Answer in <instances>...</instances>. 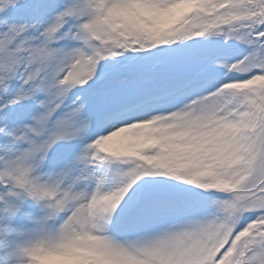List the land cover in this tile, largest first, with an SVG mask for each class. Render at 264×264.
<instances>
[{
  "label": "snow or ice",
  "instance_id": "1",
  "mask_svg": "<svg viewBox=\"0 0 264 264\" xmlns=\"http://www.w3.org/2000/svg\"><path fill=\"white\" fill-rule=\"evenodd\" d=\"M0 264H264V0H0Z\"/></svg>",
  "mask_w": 264,
  "mask_h": 264
}]
</instances>
